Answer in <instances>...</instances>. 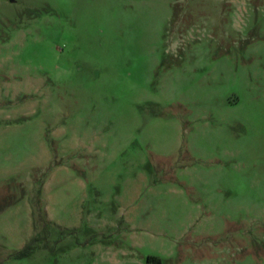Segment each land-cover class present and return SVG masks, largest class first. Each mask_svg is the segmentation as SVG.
<instances>
[{
	"label": "rangeland",
	"instance_id": "374dc122",
	"mask_svg": "<svg viewBox=\"0 0 264 264\" xmlns=\"http://www.w3.org/2000/svg\"><path fill=\"white\" fill-rule=\"evenodd\" d=\"M0 263L264 264V0H0Z\"/></svg>",
	"mask_w": 264,
	"mask_h": 264
},
{
	"label": "trees",
	"instance_id": "16d2710c",
	"mask_svg": "<svg viewBox=\"0 0 264 264\" xmlns=\"http://www.w3.org/2000/svg\"><path fill=\"white\" fill-rule=\"evenodd\" d=\"M33 249H34V247L32 245H28L22 251L17 253L16 257L17 258H27V257L31 256V254L33 253Z\"/></svg>",
	"mask_w": 264,
	"mask_h": 264
}]
</instances>
